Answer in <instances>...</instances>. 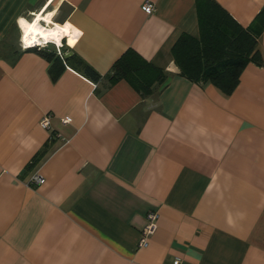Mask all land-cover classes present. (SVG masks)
<instances>
[{"label": "crops", "instance_id": "crops-1", "mask_svg": "<svg viewBox=\"0 0 264 264\" xmlns=\"http://www.w3.org/2000/svg\"><path fill=\"white\" fill-rule=\"evenodd\" d=\"M211 1L243 29L264 8ZM195 5L0 0V264H264V29L258 62L226 96L182 77L171 56L181 34L198 38ZM49 13L40 25L59 28L57 54L97 82L69 64L53 79L51 61L21 49L20 22ZM129 50L164 74L148 97L105 79ZM149 213L155 230L139 247Z\"/></svg>", "mask_w": 264, "mask_h": 264}, {"label": "trees", "instance_id": "trees-1", "mask_svg": "<svg viewBox=\"0 0 264 264\" xmlns=\"http://www.w3.org/2000/svg\"><path fill=\"white\" fill-rule=\"evenodd\" d=\"M195 6L198 38L181 34L172 46L171 56L182 77L193 83H209L228 96L237 87L245 66L259 60L255 48L264 29V8L252 26L243 29L211 0H196ZM33 49L52 62L50 72L53 79L60 74L64 64L75 67L92 81L100 79L80 59L69 57L64 61L52 44ZM105 79L111 85L124 80L143 98L151 95L165 77L160 69L129 50L113 64L111 74Z\"/></svg>", "mask_w": 264, "mask_h": 264}, {"label": "built area", "instance_id": "built-area-1", "mask_svg": "<svg viewBox=\"0 0 264 264\" xmlns=\"http://www.w3.org/2000/svg\"><path fill=\"white\" fill-rule=\"evenodd\" d=\"M142 10L146 13V14H150L153 10V5L149 2H145L142 6ZM52 42L49 43H44V44H37V42H32L31 44H25V42L23 41V39L21 38L20 41V47L21 49H28V48H40V47H44L47 46L48 44H50ZM57 48V47H56ZM58 49V48H57ZM70 118H64L61 120V123L63 125L69 124L70 123ZM40 126L44 129H48L49 128V117L48 116H44L41 120H40ZM44 182V179L37 175V174H33L32 176H30L28 183L29 184H35V185H39L42 184ZM155 220H156V214L154 213H149L147 215V224L145 226V228L143 229L142 233H141V238L139 241V247H145L147 246V239L150 235L153 234L154 230H155ZM172 264H179L178 260H174Z\"/></svg>", "mask_w": 264, "mask_h": 264}, {"label": "bare ground", "instance_id": "bare-ground-1", "mask_svg": "<svg viewBox=\"0 0 264 264\" xmlns=\"http://www.w3.org/2000/svg\"><path fill=\"white\" fill-rule=\"evenodd\" d=\"M43 11V10H42ZM52 13L47 14L45 17H41V15H37L33 21H25L22 20L23 23L20 22L21 28L23 30V41L25 44H31L32 42H37V44H44L49 42H59V34L58 29H48L43 28L40 25L41 21L48 23ZM57 46V45H56Z\"/></svg>", "mask_w": 264, "mask_h": 264}, {"label": "rangeland", "instance_id": "rangeland-1", "mask_svg": "<svg viewBox=\"0 0 264 264\" xmlns=\"http://www.w3.org/2000/svg\"><path fill=\"white\" fill-rule=\"evenodd\" d=\"M12 42H13V40H12ZM50 44H52V43H50ZM9 46H10L9 41H8V43L7 42H3V41L0 42V57L5 56L6 53L9 52Z\"/></svg>", "mask_w": 264, "mask_h": 264}, {"label": "water", "instance_id": "water-1", "mask_svg": "<svg viewBox=\"0 0 264 264\" xmlns=\"http://www.w3.org/2000/svg\"><path fill=\"white\" fill-rule=\"evenodd\" d=\"M71 55H72L71 52H67V53H65V54L62 55V59H63V60H66V59H68Z\"/></svg>", "mask_w": 264, "mask_h": 264}, {"label": "snow or ice", "instance_id": "snow-or-ice-1", "mask_svg": "<svg viewBox=\"0 0 264 264\" xmlns=\"http://www.w3.org/2000/svg\"><path fill=\"white\" fill-rule=\"evenodd\" d=\"M49 2H51V0H49ZM21 23H23V21H21Z\"/></svg>", "mask_w": 264, "mask_h": 264}]
</instances>
